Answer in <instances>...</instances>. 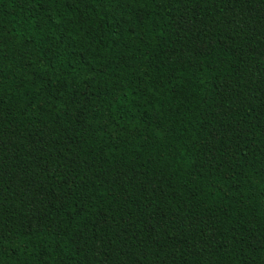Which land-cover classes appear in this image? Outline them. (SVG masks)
<instances>
[{
	"label": "trees",
	"instance_id": "16d2710c",
	"mask_svg": "<svg viewBox=\"0 0 264 264\" xmlns=\"http://www.w3.org/2000/svg\"><path fill=\"white\" fill-rule=\"evenodd\" d=\"M0 264H264V0H0Z\"/></svg>",
	"mask_w": 264,
	"mask_h": 264
}]
</instances>
